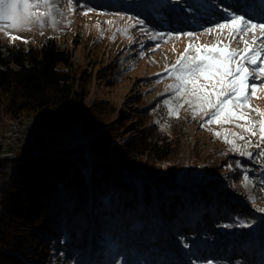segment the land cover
<instances>
[{
    "label": "trees",
    "instance_id": "16d2710c",
    "mask_svg": "<svg viewBox=\"0 0 264 264\" xmlns=\"http://www.w3.org/2000/svg\"><path fill=\"white\" fill-rule=\"evenodd\" d=\"M96 75L111 84L105 71ZM91 80L92 74L78 71L72 53L53 38L38 45L0 47V131L7 125L3 116H39L51 132L64 129L67 119L59 109L82 105ZM129 110L95 101L75 116L82 140H52L35 147L38 154L29 151L0 161V264H48L56 244L68 240L90 245L92 233L104 237H98L96 247L108 250L121 236L136 241L153 230L146 242H151L152 259L161 262L167 261L165 256L177 257L169 244H162L167 232L185 256L217 248L218 221L241 213L243 204L236 201L237 210L216 214L211 223L204 210L218 198L223 183L215 177L221 174L177 182L184 127L170 124L178 118L169 110L163 116L170 132L148 121L144 112ZM233 193L238 195L239 188ZM200 217L204 223L190 222ZM212 239L214 246L208 244ZM162 246L171 253L161 251Z\"/></svg>",
    "mask_w": 264,
    "mask_h": 264
},
{
    "label": "rangeland",
    "instance_id": "374dc122",
    "mask_svg": "<svg viewBox=\"0 0 264 264\" xmlns=\"http://www.w3.org/2000/svg\"><path fill=\"white\" fill-rule=\"evenodd\" d=\"M55 3L59 8V12L55 13V27L46 19L43 28L32 25L29 31H13L10 35L0 31V47L38 45L47 38H53L61 48L72 53V60L78 71L85 70L92 74L85 102L77 106L68 104L59 109L67 119L65 126H62L64 129L55 127L51 132L49 125L43 120L42 126L47 133L38 136L31 149L45 147L52 140H82L84 134L75 116L99 100H107L124 112L128 109L130 113L131 109L142 114L147 112L149 115H143L148 121L154 120L161 128L170 132L171 129L165 123L168 120L163 116L168 107L163 101L172 100L175 107L183 104V100L176 101L172 91L166 90L174 80L165 69L176 62L189 44L211 46L220 41L240 50L245 47V40L255 48H261L257 44L264 45V37H260L259 33L256 34L258 40L254 43L251 32L247 39H240L239 36L233 39L228 35L227 29L213 33L206 31L209 27L226 22L232 14L242 15L237 10V0H79V6L73 10H69L67 0H55ZM89 8L91 11L84 15L83 12ZM138 20L144 23H137ZM260 21L263 20H253ZM187 32L195 35H182ZM11 35L22 39L13 41ZM1 49L4 51L5 48ZM99 71L109 74L107 77L111 84L107 85L108 81L105 83L97 77L96 73ZM250 91L249 89V93ZM249 106L264 112V87L258 88L257 95L250 98ZM249 116L259 119L254 112H250ZM3 118L8 121L5 116ZM177 118V122L172 120L170 124L185 129L181 134L184 135L183 154L177 182L221 174L215 177L218 184L223 183V187L220 186L221 190L217 192L218 198L211 199L208 211L204 210L211 223L216 214H226L229 208L237 210L239 203L236 201L244 206L241 213L218 221L217 234L221 236L217 248L192 257L185 256L182 255V247L167 232V235L162 236V244H169L177 253H171V248L164 246L161 251L177 257L165 256L167 261L161 262L159 259H152V248L148 246L151 242H146L151 237V232L154 233L153 230L149 235L141 234L136 241H127L125 236H121L119 241L108 245V250L96 247L98 237H104L102 234L97 237V233H92L90 245L68 240L56 244L50 253L48 264H264L261 255L264 252V225L260 224V221L264 223V212L257 210L264 208V159L259 156V153L264 152V143L260 142L258 129L257 135L251 136L236 127L235 123H213L201 127L208 117L201 113L193 118L192 110L187 104L179 108ZM239 123L243 124L244 121ZM217 131L227 133L230 140L234 139L232 133L243 135L245 139H236L235 144L245 153L251 152V158L247 154L240 155L238 151H233L232 145L213 134ZM220 176L222 177L218 179ZM245 176L248 177L247 181ZM235 188L240 190L238 195L232 194ZM256 218L259 222L253 224ZM193 221L195 224L205 222L202 217L190 219V222ZM214 243H217L214 239L208 242L212 246ZM251 249H257V254L254 251L251 255Z\"/></svg>",
    "mask_w": 264,
    "mask_h": 264
},
{
    "label": "snow or ice",
    "instance_id": "6c2138e0",
    "mask_svg": "<svg viewBox=\"0 0 264 264\" xmlns=\"http://www.w3.org/2000/svg\"><path fill=\"white\" fill-rule=\"evenodd\" d=\"M67 2L69 10L79 6V0ZM88 11L91 9L83 14L87 15ZM57 12L59 8L55 0H0V31L10 35L13 31H29L32 25L43 28L46 19L55 27ZM137 23L144 22L138 20ZM225 29L233 39L237 36L243 39L251 32L255 43L258 37L253 30L264 37V21L253 22L251 18L238 14L230 15L226 22L209 27L206 31L223 32ZM182 35L193 37L195 33L187 32ZM10 38L13 41L22 39L15 35ZM244 44L242 50L231 48L229 44L220 41L211 46L189 44L176 62L170 68L166 67L165 71L174 80L166 90L172 91L173 99L183 100V104L191 108L193 118L201 113L208 117L201 127L213 123H235L236 127L251 136H256L258 129L260 142L264 143V112L249 106L250 98L257 95L258 88L264 87V47L249 46L246 40ZM163 103L168 107L170 116L178 117L179 108L183 104L173 107L172 100L169 99H165ZM250 112H254L259 119L250 118ZM240 121L244 123L241 124ZM208 130L212 131L211 128ZM213 134L232 145L233 151H238L240 155L247 154L251 158V152L245 153L235 144L236 139H245L243 135L232 133L234 139L230 140L227 133L217 131ZM259 156L264 159V152L259 153ZM244 179L247 181L248 177L245 176ZM257 210L264 212V208Z\"/></svg>",
    "mask_w": 264,
    "mask_h": 264
},
{
    "label": "bare ground",
    "instance_id": "6f19581e",
    "mask_svg": "<svg viewBox=\"0 0 264 264\" xmlns=\"http://www.w3.org/2000/svg\"><path fill=\"white\" fill-rule=\"evenodd\" d=\"M231 1V0H230ZM259 32L255 30V34ZM248 35L244 36V39H247ZM257 47H263V44H257ZM13 127V128H12ZM18 129H22L23 132H40V135H45L46 129L42 126L41 118L39 116H21L17 119H12L7 121L6 127L0 131V141L3 144H11L16 137H18ZM45 132V133H43ZM37 138H34V141ZM26 153H21V156ZM0 161L4 159L0 158Z\"/></svg>",
    "mask_w": 264,
    "mask_h": 264
},
{
    "label": "built area",
    "instance_id": "2783aa9c",
    "mask_svg": "<svg viewBox=\"0 0 264 264\" xmlns=\"http://www.w3.org/2000/svg\"><path fill=\"white\" fill-rule=\"evenodd\" d=\"M39 134L40 132H23L22 129H18V137L11 144H3L0 141V158L8 161L21 156V153H28L31 151L34 138H38Z\"/></svg>",
    "mask_w": 264,
    "mask_h": 264
},
{
    "label": "water",
    "instance_id": "95a60500",
    "mask_svg": "<svg viewBox=\"0 0 264 264\" xmlns=\"http://www.w3.org/2000/svg\"><path fill=\"white\" fill-rule=\"evenodd\" d=\"M71 145H73V144H71ZM30 152H33V153H35V154H38L39 153V151L38 150H36V148H34V149H31V151Z\"/></svg>",
    "mask_w": 264,
    "mask_h": 264
}]
</instances>
